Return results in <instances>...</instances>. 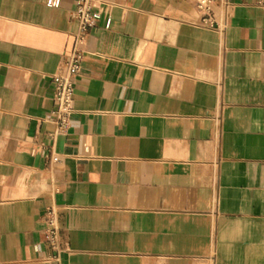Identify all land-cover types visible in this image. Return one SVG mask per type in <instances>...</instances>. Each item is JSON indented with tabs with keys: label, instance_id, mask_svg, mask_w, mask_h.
Instances as JSON below:
<instances>
[{
	"label": "crops",
	"instance_id": "1",
	"mask_svg": "<svg viewBox=\"0 0 264 264\" xmlns=\"http://www.w3.org/2000/svg\"><path fill=\"white\" fill-rule=\"evenodd\" d=\"M196 1L98 0L80 32L75 0H0V264H264V0L221 28Z\"/></svg>",
	"mask_w": 264,
	"mask_h": 264
},
{
	"label": "built area",
	"instance_id": "2",
	"mask_svg": "<svg viewBox=\"0 0 264 264\" xmlns=\"http://www.w3.org/2000/svg\"><path fill=\"white\" fill-rule=\"evenodd\" d=\"M61 0H46L49 8H58ZM227 0H197L196 9L199 14L200 25L208 28H221L226 25V19L229 12L227 11ZM222 8L224 18L219 22L215 16V10ZM75 17L80 32H85L89 28L95 27L101 19L102 13L98 8V0H75ZM111 20L109 16L104 21V27H110ZM82 58L79 55L75 44L67 51V62L62 73L55 75L53 79V123L55 125L54 137L63 134L73 113L72 101L75 89V78L79 73ZM46 225L45 235L47 242L54 251V261L57 262L60 251V236L58 227V213L56 208L50 207L46 210L44 216Z\"/></svg>",
	"mask_w": 264,
	"mask_h": 264
}]
</instances>
